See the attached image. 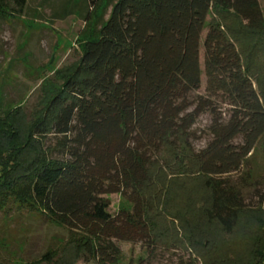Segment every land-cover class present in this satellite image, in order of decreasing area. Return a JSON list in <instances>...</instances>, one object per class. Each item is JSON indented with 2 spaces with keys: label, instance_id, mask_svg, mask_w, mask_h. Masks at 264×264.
<instances>
[{
  "label": "trees",
  "instance_id": "1",
  "mask_svg": "<svg viewBox=\"0 0 264 264\" xmlns=\"http://www.w3.org/2000/svg\"><path fill=\"white\" fill-rule=\"evenodd\" d=\"M102 1L84 0L91 9ZM106 1L108 18L86 40L73 74L26 137L13 113L0 119V200L12 197L79 234L81 254L99 264H119L118 242L141 243L147 257L138 264H153L158 242L144 189L154 158L167 145L181 141L204 179L208 222L230 235L248 208L245 176L239 185L231 176L243 173L259 143L264 153V97L224 26L210 15L214 9L231 13L252 33L264 30V15L258 0ZM25 5L0 0V17ZM204 114L209 139L194 151L191 128ZM36 133L58 137L56 144L40 147ZM54 150L67 158H49ZM29 151L33 155L24 157ZM109 194L121 195L131 210L111 215ZM250 256L247 264H264V243ZM32 264L53 262L46 253Z\"/></svg>",
  "mask_w": 264,
  "mask_h": 264
},
{
  "label": "rangeland",
  "instance_id": "2",
  "mask_svg": "<svg viewBox=\"0 0 264 264\" xmlns=\"http://www.w3.org/2000/svg\"><path fill=\"white\" fill-rule=\"evenodd\" d=\"M264 15V0H258ZM103 0L91 9L84 0H26L21 12L0 17V119L9 113L17 118L20 136L40 120L49 101L57 95L79 64L86 40L96 35L100 22L108 18L110 6ZM10 7L15 8L11 2ZM90 18L86 21L85 17ZM210 18L224 26L235 43L254 88L264 97V30L247 31L231 13L213 10ZM210 19L208 18V21ZM206 31L202 34L205 37ZM202 43V41H201ZM202 44L200 66L202 68ZM204 89V76L202 87ZM225 108H222L223 112ZM36 121V122H37ZM210 117L204 114L191 128V149L198 151L209 139ZM34 142L52 148L58 137H42ZM259 143L243 173L231 176L235 184L245 176V203L236 226L225 235L204 212L210 192L198 175L187 149L176 142L167 145L154 158L144 189L151 203L147 216L158 242V257L153 264H177L178 259L196 264H247L254 246L264 243V153ZM26 152L24 157L32 156ZM49 158L65 159L54 150ZM108 212L130 211L132 204L119 194L105 195ZM80 236L22 207L12 197L0 200V264H32L46 253L53 264H99L78 247ZM119 264H138L147 257L141 243L118 242Z\"/></svg>",
  "mask_w": 264,
  "mask_h": 264
}]
</instances>
